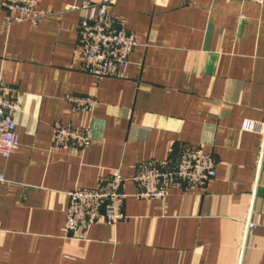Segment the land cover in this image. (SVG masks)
Instances as JSON below:
<instances>
[{
    "label": "crops",
    "instance_id": "1",
    "mask_svg": "<svg viewBox=\"0 0 264 264\" xmlns=\"http://www.w3.org/2000/svg\"><path fill=\"white\" fill-rule=\"evenodd\" d=\"M92 3L101 0H88ZM74 0H39L36 22L6 25L0 73L17 90L20 144L0 157V264H264V2L113 0L137 45L119 76L83 65ZM93 96L72 112L67 96ZM56 121L90 125L84 149L52 143ZM187 147L216 160L203 186L175 182L165 200L126 183L125 218L67 236L68 193L111 170L131 178ZM253 226L246 231L247 221Z\"/></svg>",
    "mask_w": 264,
    "mask_h": 264
},
{
    "label": "built area",
    "instance_id": "2",
    "mask_svg": "<svg viewBox=\"0 0 264 264\" xmlns=\"http://www.w3.org/2000/svg\"><path fill=\"white\" fill-rule=\"evenodd\" d=\"M259 3L264 0H253ZM113 0L92 3L74 0L72 8L84 14L78 25V44L84 69L96 78L119 76L131 63V54L137 45L135 34L126 22L109 13ZM39 0H0V10L7 12L6 25L16 22L36 23L43 15ZM18 92L8 86L0 73V157L9 158L20 141L15 114ZM72 112H88L96 104L93 96H67ZM254 132L264 138V121L251 124ZM94 137L90 125H75L56 121L53 124L52 143L60 148H86ZM217 175L216 160L212 153L202 148H185L176 161L164 159L146 162L138 167L131 178H125L120 170H111L95 187H78L68 193L65 210L67 236L85 240L90 227L104 220L114 224L125 218L124 203L128 196L126 183L136 186L134 196L138 199L165 200L169 187L175 182L203 186ZM5 176L0 172V182ZM253 226L247 221L246 231Z\"/></svg>",
    "mask_w": 264,
    "mask_h": 264
}]
</instances>
